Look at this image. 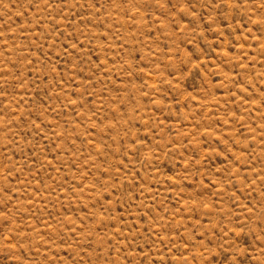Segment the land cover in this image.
I'll return each instance as SVG.
<instances>
[{
    "label": "rangeland",
    "instance_id": "obj_1",
    "mask_svg": "<svg viewBox=\"0 0 264 264\" xmlns=\"http://www.w3.org/2000/svg\"><path fill=\"white\" fill-rule=\"evenodd\" d=\"M0 264H264V0H0Z\"/></svg>",
    "mask_w": 264,
    "mask_h": 264
}]
</instances>
